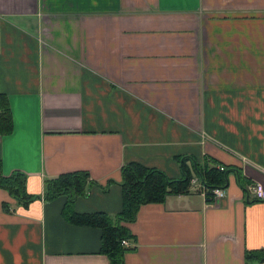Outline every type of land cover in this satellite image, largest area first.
<instances>
[{
    "label": "crops",
    "instance_id": "0c3cea01",
    "mask_svg": "<svg viewBox=\"0 0 264 264\" xmlns=\"http://www.w3.org/2000/svg\"><path fill=\"white\" fill-rule=\"evenodd\" d=\"M0 92V174L41 194L85 170L106 188L75 212H117L127 162L178 178L206 156L264 189V0H0ZM66 200L16 203L0 187V264H107L100 229L68 220ZM122 224L123 264H264V198L234 171L220 196L188 181Z\"/></svg>",
    "mask_w": 264,
    "mask_h": 264
},
{
    "label": "trees",
    "instance_id": "16d2710c",
    "mask_svg": "<svg viewBox=\"0 0 264 264\" xmlns=\"http://www.w3.org/2000/svg\"><path fill=\"white\" fill-rule=\"evenodd\" d=\"M9 108L5 96L0 92V134L10 129ZM183 156L181 161L184 160ZM192 158V165L186 166L181 162L182 175L178 178L168 177L161 170L154 167H145L137 162H127L120 168L121 207L117 212L104 211L75 212L71 209V202L76 196L85 195L87 189L93 184L105 190V186L96 180L90 179L85 170H74L60 173L54 177L43 180L41 194L28 193L25 189V175L19 170L8 175L0 174V187L15 200L16 203H26L33 198H52L64 193L67 200L63 206L65 217L76 224H87L100 229L99 252L107 257V264H123L122 255L125 250L132 247L121 243V239H132V234L122 222L131 221L135 217L140 203L148 201H162L167 193H176L186 189L191 172L197 180L209 190L211 187H225L227 176L234 171L237 183L245 189V178L240 170L230 165L222 168L215 166L218 162L206 156L199 159ZM113 181V180H112ZM109 180L106 181V183ZM207 195L210 193L207 191ZM3 208L8 210V204L2 202ZM244 260L263 258V251H248L243 253Z\"/></svg>",
    "mask_w": 264,
    "mask_h": 264
},
{
    "label": "built area",
    "instance_id": "2783aa9c",
    "mask_svg": "<svg viewBox=\"0 0 264 264\" xmlns=\"http://www.w3.org/2000/svg\"><path fill=\"white\" fill-rule=\"evenodd\" d=\"M218 168H222V164H216ZM189 183L196 186L201 194L206 193L207 191L210 193L211 197H215V196H220L223 194L224 192V187H220V186H214L211 187L209 190H207L198 180L197 178L192 175L189 178ZM245 191L247 193H249L251 196H253L255 199H263L264 198V189L261 185V183L257 182V181H253V182H247V184L245 185ZM121 243L126 245L128 244L126 239H121Z\"/></svg>",
    "mask_w": 264,
    "mask_h": 264
}]
</instances>
